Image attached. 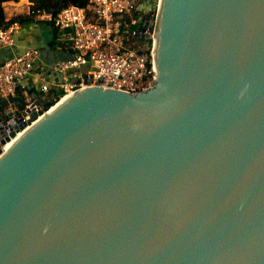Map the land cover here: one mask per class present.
<instances>
[{
    "label": "water",
    "instance_id": "95a60500",
    "mask_svg": "<svg viewBox=\"0 0 264 264\" xmlns=\"http://www.w3.org/2000/svg\"><path fill=\"white\" fill-rule=\"evenodd\" d=\"M153 37L150 86L78 89L0 149V264H264V0H157Z\"/></svg>",
    "mask_w": 264,
    "mask_h": 264
},
{
    "label": "built area",
    "instance_id": "2783aa9c",
    "mask_svg": "<svg viewBox=\"0 0 264 264\" xmlns=\"http://www.w3.org/2000/svg\"><path fill=\"white\" fill-rule=\"evenodd\" d=\"M155 3L148 13V7L137 0H86L85 5L64 3L56 11L28 7L26 13L34 20L55 28L56 40L67 56L54 60L49 72L28 82L37 47L25 46L5 55L0 61V99L18 94L24 102L19 106L6 102L0 115L17 108L18 123H25L20 132L42 112L37 91L54 90L60 99L92 85L126 92L150 86L156 75ZM19 29L17 20L0 26V48L15 45ZM8 141L0 144L1 150Z\"/></svg>",
    "mask_w": 264,
    "mask_h": 264
},
{
    "label": "crops",
    "instance_id": "0c3cea01",
    "mask_svg": "<svg viewBox=\"0 0 264 264\" xmlns=\"http://www.w3.org/2000/svg\"><path fill=\"white\" fill-rule=\"evenodd\" d=\"M60 2L61 0H4L1 2V6L5 18H8L15 14H25L32 3L47 8H55ZM52 35L53 26L48 22L36 21L32 18L20 23L19 32L15 36V45L11 48H0V61L5 55L19 51L25 46L37 47L38 57L28 78V82H30L36 76L49 72L50 64L54 60L65 57V50L56 39L49 43L52 41Z\"/></svg>",
    "mask_w": 264,
    "mask_h": 264
},
{
    "label": "trees",
    "instance_id": "16d2710c",
    "mask_svg": "<svg viewBox=\"0 0 264 264\" xmlns=\"http://www.w3.org/2000/svg\"><path fill=\"white\" fill-rule=\"evenodd\" d=\"M2 1H4V0H0V26H4L13 20H17L20 23H23L25 21H29L30 19H32V16L28 13L15 14V15H12L8 18H5V15L3 13V9L1 6ZM64 3H73V4H77V5H85L86 0H61L59 5L55 8L54 7L53 8H47L44 6H40V7H44V8L50 9L52 11H56ZM34 7H38V5L32 3L29 6V8H34ZM55 39H56L55 28L53 27L52 41H49V43L53 42ZM65 56H67L66 52H65ZM36 94L40 98V111H43L44 109H46L48 106H50L53 102H55L57 100L56 92L54 90H51V89H49L47 92L37 91Z\"/></svg>",
    "mask_w": 264,
    "mask_h": 264
},
{
    "label": "bare ground",
    "instance_id": "6f19581e",
    "mask_svg": "<svg viewBox=\"0 0 264 264\" xmlns=\"http://www.w3.org/2000/svg\"><path fill=\"white\" fill-rule=\"evenodd\" d=\"M65 97H67V96H63V97H61L59 100H58V102H56L53 106H51L49 109H48V111L50 110V109H52L55 105H57L59 102H61L62 100H64V98ZM35 121H33V123H34ZM30 125H28V126H26V127H24L23 128V130H21L20 132H17L16 134H15V136L13 137V138H11L7 143H6V146H9L24 130H26L28 127H29Z\"/></svg>",
    "mask_w": 264,
    "mask_h": 264
},
{
    "label": "rangeland",
    "instance_id": "374dc122",
    "mask_svg": "<svg viewBox=\"0 0 264 264\" xmlns=\"http://www.w3.org/2000/svg\"><path fill=\"white\" fill-rule=\"evenodd\" d=\"M137 1L143 3L144 5H146L148 7L147 13L149 12V10H151V9L153 10V8H154V6L156 4L155 3L156 0H137ZM147 15H149V14H147Z\"/></svg>",
    "mask_w": 264,
    "mask_h": 264
}]
</instances>
